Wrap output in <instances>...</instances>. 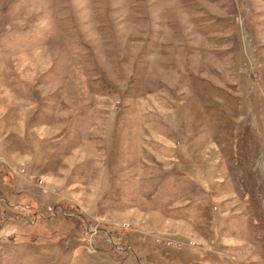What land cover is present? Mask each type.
I'll return each instance as SVG.
<instances>
[{
    "label": "rangeland",
    "instance_id": "obj_1",
    "mask_svg": "<svg viewBox=\"0 0 264 264\" xmlns=\"http://www.w3.org/2000/svg\"><path fill=\"white\" fill-rule=\"evenodd\" d=\"M0 264H264V0H0Z\"/></svg>",
    "mask_w": 264,
    "mask_h": 264
}]
</instances>
